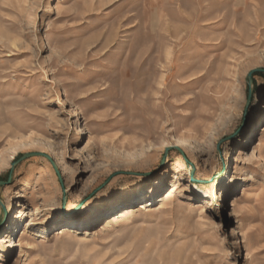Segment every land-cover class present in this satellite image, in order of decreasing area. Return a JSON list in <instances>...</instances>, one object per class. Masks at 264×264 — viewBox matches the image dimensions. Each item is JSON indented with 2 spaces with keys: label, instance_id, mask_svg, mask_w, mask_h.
<instances>
[{
  "label": "rangeland",
  "instance_id": "374dc122",
  "mask_svg": "<svg viewBox=\"0 0 264 264\" xmlns=\"http://www.w3.org/2000/svg\"><path fill=\"white\" fill-rule=\"evenodd\" d=\"M261 71L264 0H0V264H264Z\"/></svg>",
  "mask_w": 264,
  "mask_h": 264
},
{
  "label": "bare ground",
  "instance_id": "6f19581e",
  "mask_svg": "<svg viewBox=\"0 0 264 264\" xmlns=\"http://www.w3.org/2000/svg\"><path fill=\"white\" fill-rule=\"evenodd\" d=\"M182 141V140H181ZM164 199H160L157 202V204H153V203H147L148 206L143 207V210L145 209L147 212H151V211H164L166 210V201H168L169 199H172L174 196L171 192H165L164 193ZM157 207V208H156ZM154 209V210H153ZM156 209V210H155ZM131 213L130 208H124L123 210L118 211L116 214H114L110 219L111 221L109 223H111L112 225L116 224L117 222L123 220L126 218L127 215H129ZM66 229V228H65ZM70 232V231H69ZM65 233L64 228L60 229L58 231V235H63Z\"/></svg>",
  "mask_w": 264,
  "mask_h": 264
},
{
  "label": "water",
  "instance_id": "95a60500",
  "mask_svg": "<svg viewBox=\"0 0 264 264\" xmlns=\"http://www.w3.org/2000/svg\"><path fill=\"white\" fill-rule=\"evenodd\" d=\"M261 72H264V71H261ZM260 73V72H259ZM255 76V75H254ZM254 76L252 78V86L254 85ZM254 99V90H252L251 92V101H253ZM31 157H44L46 159H48L49 161L52 162V159L48 156V155H45V154H42V153H30V154H26L24 155L20 160H24V159H28V158H31ZM53 163V162H52ZM55 167V166H54ZM56 169V168H55ZM56 172L59 174L58 170L56 169ZM3 184V183H0V185ZM1 203V201H0Z\"/></svg>",
  "mask_w": 264,
  "mask_h": 264
}]
</instances>
